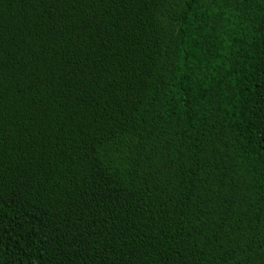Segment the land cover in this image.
Here are the masks:
<instances>
[{"label": "trees", "instance_id": "trees-1", "mask_svg": "<svg viewBox=\"0 0 264 264\" xmlns=\"http://www.w3.org/2000/svg\"><path fill=\"white\" fill-rule=\"evenodd\" d=\"M0 264H264V0H0Z\"/></svg>", "mask_w": 264, "mask_h": 264}]
</instances>
